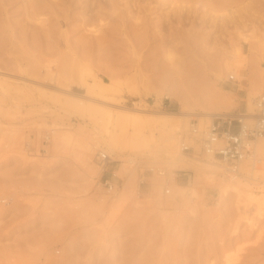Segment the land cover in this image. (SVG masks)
I'll return each instance as SVG.
<instances>
[{"label":"rangeland","instance_id":"rangeland-1","mask_svg":"<svg viewBox=\"0 0 264 264\" xmlns=\"http://www.w3.org/2000/svg\"><path fill=\"white\" fill-rule=\"evenodd\" d=\"M214 1L0 0V264H264V172L238 196L178 149L191 119L264 94V0ZM168 113L185 132L145 123Z\"/></svg>","mask_w":264,"mask_h":264},{"label":"built area","instance_id":"built-area-1","mask_svg":"<svg viewBox=\"0 0 264 264\" xmlns=\"http://www.w3.org/2000/svg\"><path fill=\"white\" fill-rule=\"evenodd\" d=\"M228 79L232 80L233 76H229ZM51 134V132L45 133L42 138V145L48 144ZM186 137L192 139L198 145V150L183 136L178 146L181 154L188 157L196 154L194 157L218 164L223 172L227 173L226 177L228 178L230 176L234 177L233 179L240 177L244 165L251 171H256L264 163V159H262L264 157L257 151L259 141L264 140V94L258 95L253 100V114L250 118L240 112L215 115L209 124L203 128L197 120L191 119L188 123ZM25 148L31 152L28 143ZM40 150L46 151L44 148H40ZM95 160L105 173L106 166L110 162L109 156L105 152L98 151ZM145 172L162 179V194L163 196L170 195V178L165 168L151 166ZM111 176L115 177L114 174H111ZM100 184L108 194H114L117 190V186L108 179L102 180ZM145 185L147 184L144 174L143 176L140 174L138 188L135 193L136 198L144 196L141 188Z\"/></svg>","mask_w":264,"mask_h":264},{"label":"bare ground","instance_id":"bare-ground-1","mask_svg":"<svg viewBox=\"0 0 264 264\" xmlns=\"http://www.w3.org/2000/svg\"><path fill=\"white\" fill-rule=\"evenodd\" d=\"M173 1H175V2H183V1H192V2H199L200 3V0H173ZM202 1V0H201ZM217 1L218 0H216V1H214V3L213 2H210L211 4V6H210V8L212 9H216L218 6H220V5H222L221 3H217ZM209 2V1H208ZM207 2V3H208ZM217 3V4H216ZM98 4H100V3H98ZM202 4V3H201ZM207 5V4H206ZM222 8H224V6L222 7ZM180 12L181 11H184V7L182 8V6H180L179 8H177ZM187 9L189 10L190 9V7L188 8L187 7ZM192 9V8H191ZM194 9V8H193ZM188 10H187V13H190V12H188ZM197 10V9H196ZM177 11V10H176ZM191 11V10H190ZM195 11V10H194ZM193 11V12H194ZM186 12V11H185ZM35 14V13H34ZM34 14H32V15H34ZM180 16V14H177L176 16ZM259 42H260V47H261V49H262V51H264V37H262V38H260V40H259ZM241 55H242V53L240 52V51H237V53L235 54V57H236V59L238 60L237 62L241 65V67L243 66L242 64H243V60H242V57H241ZM167 59H169V60H171V61H174L175 60V58H176V55L174 54V53H169V54H167ZM98 87V90L100 91V92H103L104 90L106 91V90H109V89H107V87H105L104 85H102L100 82H97L96 80H94V82H93V84L92 85H90V87H88V91L89 90H91L92 91V88L93 87ZM249 87H251V86H249ZM245 89V88H244ZM257 89H259V88H257ZM258 92H259V90H256V88H250L249 90H248V95H247V98L245 99L246 100V110H244V112H242L243 113V115L244 116H246L247 118H250V116L253 114V98L256 96V94H258ZM136 93L137 94H139L140 95V93H138V91H136ZM72 97V96H71ZM256 98V97H255ZM164 99H168L167 97H164ZM226 100H228V99H226ZM229 101H230V99H229ZM229 101H228V103H229ZM227 101H223V100H216V102H215V104L217 105V107H227ZM73 105H74V109L75 110H77V111H79V112H82L83 110H84V106L83 105H80L79 103H76V102H73ZM230 107V106H229ZM227 110V109H226ZM142 114H144V113H142ZM146 114V113H145ZM147 116H153L152 114H146ZM212 114H209V116H210V118H208L207 120L206 119H204V120H206V121H201V122H199L200 124H204V125H207V124H209V122L211 121V119L213 118L212 116H211ZM215 115H217V114H215ZM158 116H160V117H152V118H147L146 120H145V123H147L148 125H149V129L151 128L152 130L155 128V127H160V128H165V129H167V130H169V131H171V132H173L174 134H175V132H179V131H181V132H183L181 129L184 127V123H183V120H186V116L185 115H179V114H164V115H158ZM108 117L110 118H114V121L115 120H117V116L115 117H113V115L111 116V115H109L108 114ZM179 118H182V123H181V121H178V119ZM199 124V125H200ZM187 130H188V125H187V129H186V133L185 134H187ZM185 132V131H184ZM183 136H184V134L183 135H181L180 137H179V140H178V145L180 144V142L182 141V138H183ZM59 138H60V142L58 143V145L55 147V148H57V147H60L61 145H62V143H63V141H65V142H68L69 140H71L72 139V136H71V134H61V136H59ZM186 139L189 141V143H191L195 148H196V150H198V145L197 144H195V142L192 140V139H190V138H188V137H186ZM54 145H56V144H54ZM65 145V144H64ZM59 149V148H58ZM257 151L262 155V157H264V140H262V141H259V143H258V145H257ZM180 153V152H179ZM181 154V153H180ZM183 155V154H182ZM156 156V155H155ZM184 156H187V155H184ZM158 157V156H157ZM157 157H155V158H157ZM188 157V156H187ZM194 158V157H193ZM195 159V158H194ZM202 161H206L207 163H203L202 165H201V168L203 169V172H204V177L208 180V181H217V180H219V175L221 174V175H223V176H225V178H227V179H229V181H227L226 182V180H225V178L223 177V181H225L226 182V184L224 185V192L225 191H227V189H230V190H232V191H234L238 196L244 191L243 189L245 188V187H248L247 186V184L246 183H244L243 182V179L242 178H240V177H237V178H235V179H233L234 177H226L227 176V173L224 171L223 172V170L222 169H220L221 167L217 164V166H218V168H219V170H221V172L219 171V170H216V169H210L209 167L210 166H215V164L216 163H214V162H211V161H209V160H202ZM209 166V167H208ZM262 171V172H264V163H262V167H260L259 169H257L256 171ZM242 171L245 173V172H250V173H254V172H256V171H251L247 166H243L242 167ZM226 174V175H225ZM220 181V180H219ZM238 183H240V184H242L241 186H240V184H238ZM115 193H117V190H115ZM121 195V194H120ZM121 197V196H120ZM119 197V198H120ZM121 199V200H120ZM120 199H118L119 201H123L124 199H125V197H121Z\"/></svg>","mask_w":264,"mask_h":264}]
</instances>
